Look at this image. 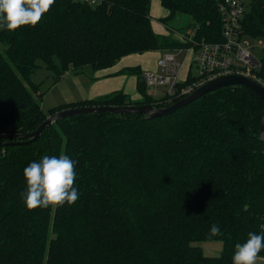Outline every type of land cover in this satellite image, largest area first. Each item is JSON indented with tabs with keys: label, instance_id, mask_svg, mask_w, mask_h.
Returning <instances> with one entry per match:
<instances>
[{
	"label": "trees",
	"instance_id": "trees-1",
	"mask_svg": "<svg viewBox=\"0 0 264 264\" xmlns=\"http://www.w3.org/2000/svg\"><path fill=\"white\" fill-rule=\"evenodd\" d=\"M168 33L151 25V0H55L35 28L0 30V135H25L70 108L152 106L173 102L149 95L138 67L141 96L122 91L41 109L39 85L30 75L41 62L55 82L84 67L93 73L128 55L187 50L192 43L222 42L218 2L158 0ZM177 16L190 33L169 30ZM243 35L261 39L264 0H249ZM259 75L264 79V57ZM79 73V72H76ZM195 77L177 84L190 85ZM162 92V90H161ZM263 104L242 86L219 88L157 118L94 113L54 122L37 140L0 145V264H232L235 245L249 232H264ZM76 161L71 206L28 211L23 170L45 155ZM216 224L221 235L210 236ZM221 243L207 257L198 243ZM264 255V251L260 253Z\"/></svg>",
	"mask_w": 264,
	"mask_h": 264
},
{
	"label": "built area",
	"instance_id": "built-area-1",
	"mask_svg": "<svg viewBox=\"0 0 264 264\" xmlns=\"http://www.w3.org/2000/svg\"><path fill=\"white\" fill-rule=\"evenodd\" d=\"M90 3L94 5L96 0H90ZM245 7V0L218 2V12L222 22V42L195 43L192 35L179 34L178 38L192 43L187 51L191 53V64L196 65L198 74L193 83L179 90L176 89L177 84L182 82L177 78L180 63L177 61V54L174 53L181 50L164 51L156 62L158 71H147L143 74V82L149 90V95L156 100L173 102L188 96L214 79L229 75L248 78L264 89V79L259 75L262 61L251 53L253 47L249 48L240 26ZM160 90H162L161 94Z\"/></svg>",
	"mask_w": 264,
	"mask_h": 264
},
{
	"label": "clouds",
	"instance_id": "clouds-1",
	"mask_svg": "<svg viewBox=\"0 0 264 264\" xmlns=\"http://www.w3.org/2000/svg\"><path fill=\"white\" fill-rule=\"evenodd\" d=\"M55 0H0V30L13 33L23 26L35 28L43 16L50 11ZM77 162L61 153L59 156H43L31 162L23 170L26 190L22 194L28 211L37 208L55 210L65 203L71 206L80 193L74 187ZM264 228V225L261 226ZM221 235L213 224L210 236ZM264 232H249L243 243L235 245L232 264H264Z\"/></svg>",
	"mask_w": 264,
	"mask_h": 264
},
{
	"label": "rangeland",
	"instance_id": "rangeland-1",
	"mask_svg": "<svg viewBox=\"0 0 264 264\" xmlns=\"http://www.w3.org/2000/svg\"><path fill=\"white\" fill-rule=\"evenodd\" d=\"M151 6V16L152 19H158L162 12H166L162 7H159L157 4L156 7ZM249 3V0H245L246 7ZM190 23V19L187 16H177L173 20H169L167 22V27H170L169 30L175 35L176 32H186L187 34L190 33V28L188 24ZM156 29L160 28V25L156 22ZM168 29L166 33H168ZM245 41L248 43L249 48L253 47L251 53L259 60H262L264 55L262 52L263 49V42L261 39L246 37ZM260 42V43H259ZM0 51L3 52V47L0 45ZM177 52V51H175ZM176 55V53H174ZM178 62L183 61L184 58H181L176 55ZM40 64V68L35 70L30 75V80L32 83L39 85V92L42 94L41 98L39 99V103L41 109L45 111H49L50 109L66 105L69 103H74L77 101H82L87 96V91L89 89V85L92 84L94 80L93 71L90 67L86 66L81 71H76L79 73H72L68 76L64 77L62 80L55 82L54 75L49 72L44 64L38 62ZM198 74V70L195 64L191 65L190 68V75L195 77ZM181 75V74H180ZM161 94V90L159 92ZM212 247L215 252L218 248L221 247V243L219 242H211V243H198L196 246L200 247L202 251H204V255L207 257H217L220 253L213 254L211 251L210 254H206L205 247L206 246Z\"/></svg>",
	"mask_w": 264,
	"mask_h": 264
},
{
	"label": "water",
	"instance_id": "water-1",
	"mask_svg": "<svg viewBox=\"0 0 264 264\" xmlns=\"http://www.w3.org/2000/svg\"><path fill=\"white\" fill-rule=\"evenodd\" d=\"M229 86H242L248 88L260 98L263 104V115H262L259 134H260V139L264 141V89L248 78L237 75H231V76L229 75L214 79L204 84L203 86L197 88L194 92H192L188 96L164 108L156 109L152 106L142 105V106H123V107H107V106L82 107V108L66 109L56 113L52 117L47 118L42 124L38 126V128L35 131L31 133L25 135H0V145L4 144L2 140H8V141L14 140L15 142L9 144H16V145L34 142L39 138L43 130L49 127L51 124L71 116L91 115L94 113H109L114 115L137 114V115H143L149 119L161 117L164 115H168L185 105L190 104L191 102L195 101L196 99L202 97L207 93H210L219 88H224Z\"/></svg>",
	"mask_w": 264,
	"mask_h": 264
},
{
	"label": "crops",
	"instance_id": "crops-1",
	"mask_svg": "<svg viewBox=\"0 0 264 264\" xmlns=\"http://www.w3.org/2000/svg\"><path fill=\"white\" fill-rule=\"evenodd\" d=\"M153 2H156L159 5V7H161L160 2L158 0H151V4H150L151 6ZM156 3L153 4L154 7L157 6ZM151 6H150V11H151ZM161 13L162 14L160 15V17H158V19H152L151 16V25L153 31L156 34L160 36H166L167 28L161 20L166 18L168 12L161 11ZM156 22L160 25V28L158 29H156V24H155ZM162 53L163 52H147L141 55L139 54L128 55L121 58L114 67L93 73L94 80L92 81V84L89 85L87 96L83 100H91L98 98L100 96L110 94L115 91H122L127 97H129L131 101L133 102L139 101L141 99V96L136 89V83H137L136 77L119 75L118 73L120 70L130 67H138L142 74H144L147 71H151V72L158 71L156 62ZM176 54L177 56L184 58L182 63L179 62L180 69L177 73L178 80L183 82L187 79V76L190 73V68L192 65L191 53L188 52L187 50H181ZM214 249L208 245L205 247V252L206 254H210L211 251H213L212 252L213 254H217L221 251V247L218 248L216 252Z\"/></svg>",
	"mask_w": 264,
	"mask_h": 264
}]
</instances>
